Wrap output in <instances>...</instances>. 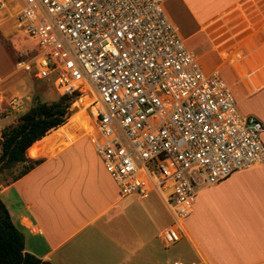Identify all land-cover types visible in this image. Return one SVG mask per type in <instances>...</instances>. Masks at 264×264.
<instances>
[{"label":"built area","instance_id":"2783aa9c","mask_svg":"<svg viewBox=\"0 0 264 264\" xmlns=\"http://www.w3.org/2000/svg\"><path fill=\"white\" fill-rule=\"evenodd\" d=\"M0 13L32 44L15 69L88 98L86 136L120 196L161 199L165 248L183 236L195 187L264 163L262 124L202 71L163 0H0Z\"/></svg>","mask_w":264,"mask_h":264},{"label":"crops","instance_id":"0c3cea01","mask_svg":"<svg viewBox=\"0 0 264 264\" xmlns=\"http://www.w3.org/2000/svg\"><path fill=\"white\" fill-rule=\"evenodd\" d=\"M170 1L186 47L204 73L228 85L243 114L259 120L264 142V0ZM11 116L1 117L0 134ZM69 119L26 150L40 164L0 189L24 250L50 264H170L158 239L161 199L120 196ZM196 191L172 264H264V163Z\"/></svg>","mask_w":264,"mask_h":264},{"label":"rangeland","instance_id":"374dc122","mask_svg":"<svg viewBox=\"0 0 264 264\" xmlns=\"http://www.w3.org/2000/svg\"><path fill=\"white\" fill-rule=\"evenodd\" d=\"M170 2V0H163V6L170 14L172 21L176 25V16L173 14L174 11ZM2 16V13H0V128L1 126H4L3 124H7V120H4V118L1 117L12 114L13 123L11 125H16L18 122V117L25 113L33 105L34 101L38 100L40 102L49 104L57 101L60 98L50 83L35 79L15 69V63L17 61L23 58L29 59L31 55H33V50H31L32 44H30V46L28 41L23 39V37L18 33V31L13 26L12 19H10L8 16ZM182 28L183 27L180 26L181 32ZM226 86L228 87L227 84ZM230 92L232 93L231 90ZM232 96L236 103L237 109H239V111L243 114V110L240 108V103L238 106L233 94ZM13 101L20 103L17 109L12 108ZM88 104V98L82 97L76 101L71 99V104L69 106V111L72 115L69 117L70 123H76V125L81 128L85 135L87 129L86 124L88 122V119L85 115V107ZM56 135L57 134H55V136ZM23 168V165L18 164L13 168L3 169L0 172V189L1 187L9 184L22 171ZM199 188L200 186L195 187L196 190ZM163 208H165V206ZM166 211L160 222L161 225L158 227L160 228V231L165 229L170 223V216ZM186 221L183 224L184 230ZM180 240L168 248H161L163 254L168 258L167 260L170 264L174 262L173 259L175 258V254H180L181 252L179 247L181 244Z\"/></svg>","mask_w":264,"mask_h":264},{"label":"trees","instance_id":"16d2710c","mask_svg":"<svg viewBox=\"0 0 264 264\" xmlns=\"http://www.w3.org/2000/svg\"><path fill=\"white\" fill-rule=\"evenodd\" d=\"M71 99L72 97L68 95L60 96L57 101L49 104L36 100L25 113L18 117L16 125H9L1 131L0 172L21 164L24 168L13 179L16 180L40 164L41 160L28 159L25 155L26 150L50 130L63 125L72 116L69 111ZM0 264H50L24 250L23 235L12 224L1 201Z\"/></svg>","mask_w":264,"mask_h":264},{"label":"bare ground","instance_id":"6f19581e","mask_svg":"<svg viewBox=\"0 0 264 264\" xmlns=\"http://www.w3.org/2000/svg\"><path fill=\"white\" fill-rule=\"evenodd\" d=\"M65 134H66V132H65V128H60V129L58 130V135H65ZM69 139L72 140L71 137H69ZM31 151H32V150H31Z\"/></svg>","mask_w":264,"mask_h":264}]
</instances>
